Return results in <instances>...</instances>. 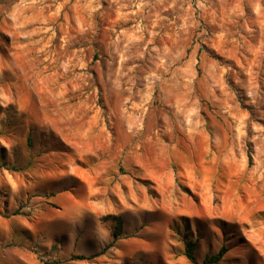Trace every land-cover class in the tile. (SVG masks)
Wrapping results in <instances>:
<instances>
[{"label":"rangeland","instance_id":"374dc122","mask_svg":"<svg viewBox=\"0 0 264 264\" xmlns=\"http://www.w3.org/2000/svg\"><path fill=\"white\" fill-rule=\"evenodd\" d=\"M184 241L264 264V0H0V264Z\"/></svg>","mask_w":264,"mask_h":264},{"label":"trees","instance_id":"16d2710c","mask_svg":"<svg viewBox=\"0 0 264 264\" xmlns=\"http://www.w3.org/2000/svg\"><path fill=\"white\" fill-rule=\"evenodd\" d=\"M118 221H120L119 218H117ZM119 229V227H118ZM117 233L114 235V237H117ZM194 249H195V245L194 243L188 242V241H184V256L187 259V261L190 264H199L195 258V254H194ZM227 248L225 246H221L220 249L217 251V253L213 254V255H207L205 256V258L203 259L201 264H220V262L223 260L224 256L227 253ZM72 260H85V257L83 256H76L73 257ZM46 264H59L58 262L54 261L52 263H46Z\"/></svg>","mask_w":264,"mask_h":264}]
</instances>
